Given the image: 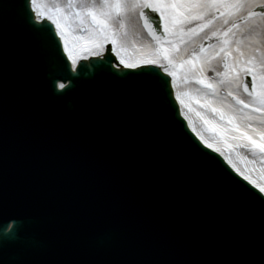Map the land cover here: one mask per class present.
I'll return each mask as SVG.
<instances>
[{"label": "water", "instance_id": "1", "mask_svg": "<svg viewBox=\"0 0 264 264\" xmlns=\"http://www.w3.org/2000/svg\"><path fill=\"white\" fill-rule=\"evenodd\" d=\"M28 13L27 0H0V239L15 229L37 264L258 261L264 204L189 130L173 80L154 66L116 69L107 47L61 91L64 46ZM140 18L166 37L158 10Z\"/></svg>", "mask_w": 264, "mask_h": 264}, {"label": "bare ground", "instance_id": "2", "mask_svg": "<svg viewBox=\"0 0 264 264\" xmlns=\"http://www.w3.org/2000/svg\"><path fill=\"white\" fill-rule=\"evenodd\" d=\"M176 2L200 5V9H188V11L195 12L202 9L200 16L191 18L181 16L186 21L184 25L194 23L198 18L208 15L212 10V7L206 6L208 0H176ZM232 2L233 0H215L216 11L222 16L215 19L211 16L208 18L213 30L211 40L219 39L222 32L230 27L237 15L242 17L247 11L257 7L256 3L249 0L240 13H234L230 8ZM94 4L98 11L104 7L100 0H94ZM127 8L132 13L129 18H136L137 25L135 27L138 28L135 30V28L130 27L127 37L119 39L117 43L119 46L126 47L127 58H120L118 50L114 46L111 48L112 55H116L117 61L120 63L119 67H130L131 64H135V68L150 65L143 61L156 60L154 55L156 47L139 23L137 18L139 7L136 6V0H131ZM33 9L34 11L37 10L35 6ZM57 10L55 17H58L61 20V26L65 27V33L69 37V45L73 47L76 63L84 51H88L90 57H98L96 49L101 45L103 46V42L93 22L86 19L84 25H81L86 29L82 31L80 27L72 23L70 12L64 4L58 5ZM176 11L179 13L182 10L176 9ZM225 20L228 23H225ZM51 21L55 24V19ZM107 23L110 24L108 21ZM261 23L264 24V18L258 15L249 18L248 25L251 27L241 24L239 27L231 28V32L225 39L229 41L227 50H223L225 49V40L210 45L201 52H197V46L200 44L199 39L190 41L178 51L176 60L181 63V70L176 77H171V79L173 80L172 88L175 89L176 99L181 106L183 117L195 135L199 139L200 136H203L204 139L213 144L211 149L224 156L225 161L235 171L237 168L243 171L247 177L245 179L250 183L255 180L257 183L264 184V169L252 165L264 163V149L252 145V140H256L257 145L264 143L259 136V133L264 131V111L259 110L255 97L243 90L245 77L249 76L252 79V58L264 59V41L257 34H251L253 28ZM227 24L229 25L226 26ZM56 30L63 43L59 29L56 28ZM167 32L172 35L170 24ZM177 32L178 30L174 31V35ZM169 39L170 37L167 40ZM237 44H239L241 51L236 50ZM103 50L105 51V47ZM65 52L67 54L66 49ZM229 52L231 55L228 54ZM221 56L224 58L223 67L218 64ZM68 58L72 60V57ZM226 61L229 65L227 68L225 67ZM225 72H227V76H225ZM257 72L259 73V68H257ZM181 83L183 87H181ZM209 85L213 87H209ZM252 90L255 91L254 88ZM240 101H244V103L241 104ZM201 142L205 144L203 140ZM205 145L208 147L207 144ZM229 154H234V160ZM249 156L256 157L249 162L247 159ZM237 161L242 164L241 167ZM237 173L239 174V172ZM253 185L255 186V184Z\"/></svg>", "mask_w": 264, "mask_h": 264}, {"label": "snow or ice", "instance_id": "3", "mask_svg": "<svg viewBox=\"0 0 264 264\" xmlns=\"http://www.w3.org/2000/svg\"><path fill=\"white\" fill-rule=\"evenodd\" d=\"M246 2H249V0H233V2L230 4L231 11L234 13H240L243 10ZM250 2L256 3L257 7L260 8V12L257 13L255 11H251L246 13L242 17L237 15L236 19L231 22L228 29L229 31L231 30V28L239 27L241 24L251 27V25H248V20L250 17L255 15L264 16V0H250ZM36 4L37 0H27V7L29 9L28 20L31 23L32 27L35 29L36 33L41 37L49 39L50 42L55 43L56 37L54 34H50V26L48 25V20L55 19L56 28L59 29L60 36L63 37L64 48L67 50L68 57H72L71 63H69L63 56L60 57L57 63L58 70L61 72H65L66 75L55 78L54 86L61 91L66 92L75 83L76 75L80 71V69L76 66L73 47L69 45V37L65 33V27L61 26V20L58 17L49 15L47 12H41L39 11V9H37L36 11H32L33 7ZM103 5V9L100 11H98L94 7L87 6L83 9H77V11L90 14L93 21L100 25V31H104L106 29L108 15L111 10L115 9L116 12L119 13L120 11H126V7L123 0H103ZM136 6L142 9L152 8L158 10L160 12V15L164 16V28L166 31L169 30L170 23L173 27H175L178 19H180L181 16L191 18L193 16H200L202 13V9L195 12L188 11V9H200V5L181 4L177 3L176 0H168V2H164V0H158V2H152V0H136ZM206 6L215 7V0H208ZM166 9L171 10L169 15L165 14ZM176 9H181L182 11L178 13ZM53 11L58 10L53 9ZM141 15H145V13L141 12ZM45 16L48 17V20L45 19ZM225 23H228V21L225 20ZM4 39L5 38L3 34L0 33V52L3 51ZM115 42L116 40L114 38L113 43ZM224 44L225 49L223 50H227L229 41L225 40ZM236 50L241 51L239 44H237ZM228 54L231 55L230 52ZM143 62L147 64L157 63V61L154 59L144 60ZM228 66L229 65L226 61L225 67L227 68ZM130 67L135 68V64H131ZM257 68H259V73L257 72ZM165 70L167 71L168 69L166 68ZM175 74V72L172 73V75ZM225 76H227V72H225ZM251 77V81L245 83V90L250 91V94L255 97V102L259 105V110L264 111V59L256 60L255 57L252 58ZM221 83H223V81H221ZM249 85H251V88L255 89L254 92L250 90ZM0 87H2V70H0ZM209 87L213 86L209 85ZM240 103L243 104L244 101H240ZM2 135V123H0V137H2ZM197 135H199V133H197ZM259 136L261 140L264 141V131L260 132ZM200 139L203 140L209 148L213 147V144L204 139L203 136H200ZM252 145L259 146L264 149V143L257 145L256 140H252ZM217 151H219V149H217ZM233 167H235V165H233ZM236 171L239 172L240 177L247 178L246 174L240 169L237 168ZM4 182L5 173L3 169V150L2 145H0V190H2ZM252 183L255 184V190L250 191L249 194L258 199L262 204H264V184L257 183L255 180H252ZM32 251L33 250L27 244L25 238L21 237L15 229H13L9 235L0 239V260L3 261V264H37L36 261L30 258L32 255ZM237 264H264V236H262L261 238L259 260H241L238 261Z\"/></svg>", "mask_w": 264, "mask_h": 264}, {"label": "rangeland", "instance_id": "4", "mask_svg": "<svg viewBox=\"0 0 264 264\" xmlns=\"http://www.w3.org/2000/svg\"><path fill=\"white\" fill-rule=\"evenodd\" d=\"M62 4H68L67 0H58ZM126 11H120L119 13L116 12L115 9H112L111 12L108 15L107 21L112 23L113 25L106 24V29L104 31H100V25H98L95 21H93L92 16L88 13L85 12H79L77 9H83L86 6L87 7H94V0H74L73 3H70L67 5V9L70 12L71 16V21L75 26L81 27V25L84 24L86 21V18L89 17V19L93 22L94 26L96 27V30L100 34L101 41L103 42L102 44L107 47V45H110L111 47H115L118 50L119 57L120 58H127L126 55V47L124 46H119L117 45L119 39L127 37L128 35V30L130 27L135 28L137 30L138 27H135L136 24V18L130 19L132 13L130 12L129 4L131 0H123ZM152 2H158V0H152ZM164 2H168L167 0H164ZM37 9L41 12H47L49 15L55 17L56 16V11H53V9H56V3H54V0H37ZM217 7H212L211 12L208 15L200 17L198 20H196L194 23H191L189 25H184L186 21L180 17L178 19L177 24L175 27L171 26L172 30V35H170V32L168 33V36L165 39H162L158 42V45L156 47V52H155V57L156 61L159 64V67H162L165 72H167L171 77H176L180 70L181 67L176 61L174 54L175 52H178L182 47H184L187 43L190 41H193L195 39H199V45L197 46V52H201V45L206 44V47L210 45H214L217 43H220L224 40L225 35L228 33L223 32L222 35L220 36L219 39L211 40L212 37V32L213 30L211 29V22H209V16L212 18H218L222 16L218 11H216ZM171 10L166 9L165 14L169 15ZM247 11L246 13H248ZM139 13V12H138ZM245 13V14H246ZM244 14V15H245ZM262 16V15H261ZM47 17V16H45ZM133 17V16H132ZM264 18V16H262ZM85 18V19H84ZM139 23L141 25L140 19H139V14L137 16ZM131 20V21H130ZM84 28V27H83ZM178 30L177 34L174 35V31ZM231 32V31H229ZM252 35L257 34L263 41H264V24H257L256 27L253 28L251 31ZM170 37L172 41L167 40ZM115 38L116 42L113 43V39ZM179 38V39H177ZM102 45L99 46L96 49V52H101L102 50ZM167 53V54H165ZM84 55H89L90 53L88 51L83 52ZM164 57V59H163ZM223 60L224 58L221 56L218 60V64L223 67ZM171 61V62H170ZM168 69L167 71L165 69ZM175 72V75H172V73ZM181 87L182 83H181ZM208 133V132H207ZM229 156L234 160V154H229ZM247 159L250 160L253 159L252 157L250 158L247 157ZM260 162V161H259ZM237 164L241 167L242 164L237 161ZM252 164V163H251ZM253 166L264 169V163H259V164H252Z\"/></svg>", "mask_w": 264, "mask_h": 264}]
</instances>
